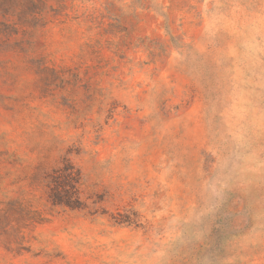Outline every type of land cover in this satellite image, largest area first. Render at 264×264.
Instances as JSON below:
<instances>
[{
    "label": "rangeland",
    "instance_id": "374dc122",
    "mask_svg": "<svg viewBox=\"0 0 264 264\" xmlns=\"http://www.w3.org/2000/svg\"><path fill=\"white\" fill-rule=\"evenodd\" d=\"M0 264H264V0H0Z\"/></svg>",
    "mask_w": 264,
    "mask_h": 264
},
{
    "label": "trees",
    "instance_id": "16d2710c",
    "mask_svg": "<svg viewBox=\"0 0 264 264\" xmlns=\"http://www.w3.org/2000/svg\"><path fill=\"white\" fill-rule=\"evenodd\" d=\"M67 178L66 179H70L71 183H73L75 181V176H76V173H68L65 175ZM55 184V188H59L61 187L62 185L60 183H54ZM63 188V187H62ZM52 201L54 203H65V204H68V201H63V199L59 196V195H56L55 197L52 198Z\"/></svg>",
    "mask_w": 264,
    "mask_h": 264
}]
</instances>
